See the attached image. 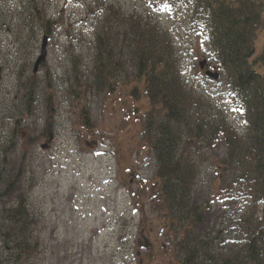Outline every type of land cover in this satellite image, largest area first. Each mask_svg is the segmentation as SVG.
Returning a JSON list of instances; mask_svg holds the SVG:
<instances>
[{"label":"rangeland","instance_id":"374dc122","mask_svg":"<svg viewBox=\"0 0 264 264\" xmlns=\"http://www.w3.org/2000/svg\"><path fill=\"white\" fill-rule=\"evenodd\" d=\"M34 8L50 23L46 62L35 75L44 32L30 17ZM193 8L189 0H0V190L17 181L1 202L0 222L8 220L3 209L24 203L35 245L12 260L0 225V264H178L175 238L166 234L151 194L156 163L144 131L148 100L142 87L132 97L134 84H124L133 80L128 65L113 91L96 85L94 33L121 15L167 33L183 84L197 96L194 117L225 123L243 147V117L224 80L199 69L205 61L217 71ZM256 45L264 49V24ZM258 69L264 73V65ZM28 102V114L20 115ZM194 140L182 150L196 170L188 205L207 201L211 218L201 233L221 231L219 252L229 254L241 239L239 209L251 203L241 201L236 186L228 188L238 157L221 184L228 149L219 138Z\"/></svg>","mask_w":264,"mask_h":264},{"label":"trees","instance_id":"16d2710c","mask_svg":"<svg viewBox=\"0 0 264 264\" xmlns=\"http://www.w3.org/2000/svg\"><path fill=\"white\" fill-rule=\"evenodd\" d=\"M189 2L215 52L216 70L243 117V147L225 123L194 117L197 96L183 84L170 37L156 25L134 20V15L115 16L113 23L95 31L96 85L113 91L115 84H123L118 73L128 65L133 80L124 84H134L132 97L138 96V89L143 88L150 109L144 131L156 163V182L151 194L156 197L154 209L163 217L166 234L175 238L173 249L178 264H264V73L258 69L264 65V49L259 51L256 45L264 24V0ZM39 14L34 8L30 17L38 21L47 36L50 23ZM29 102L18 110L20 115L28 114ZM209 138L221 139L229 152L220 166L222 175L216 181L222 184L237 156V176L228 188L236 186L241 201L248 198L251 202L246 209H239L243 211L237 221L241 239L229 254L219 252L221 241L216 236L221 234L220 230L217 235L201 233L209 215L207 201L195 200L192 206L188 205L196 170L182 150L194 139ZM16 182L0 190V205L14 192ZM2 212L8 214V220L3 218L0 222L5 250L12 260H19L35 247L27 232L25 204L21 202ZM210 218L211 215L209 221ZM6 223L9 226L3 229Z\"/></svg>","mask_w":264,"mask_h":264},{"label":"water","instance_id":"95a60500","mask_svg":"<svg viewBox=\"0 0 264 264\" xmlns=\"http://www.w3.org/2000/svg\"><path fill=\"white\" fill-rule=\"evenodd\" d=\"M47 44H48V38H47V36H44L43 40L41 42V45H40V54L36 58V62H35L33 69H32L34 75L37 74L38 68L46 62L45 59H46V55H47ZM199 69L200 70L206 69V71L204 72L205 76L209 79L214 80V81H217L220 77V75L217 71H215V70L209 71L208 70V67H207L205 61L200 62ZM42 147L45 148V146H42Z\"/></svg>","mask_w":264,"mask_h":264}]
</instances>
